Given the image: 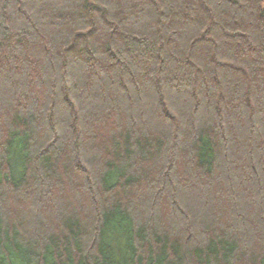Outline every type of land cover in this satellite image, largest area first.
I'll list each match as a JSON object with an SVG mask.
<instances>
[{"label":"trees","instance_id":"obj_1","mask_svg":"<svg viewBox=\"0 0 264 264\" xmlns=\"http://www.w3.org/2000/svg\"><path fill=\"white\" fill-rule=\"evenodd\" d=\"M0 264H264V0H0Z\"/></svg>","mask_w":264,"mask_h":264}]
</instances>
